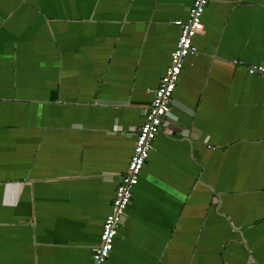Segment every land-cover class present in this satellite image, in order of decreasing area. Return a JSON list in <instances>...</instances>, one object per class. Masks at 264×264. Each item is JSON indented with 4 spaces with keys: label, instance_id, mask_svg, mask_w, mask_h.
Returning <instances> with one entry per match:
<instances>
[{
    "label": "crops",
    "instance_id": "crops-1",
    "mask_svg": "<svg viewBox=\"0 0 264 264\" xmlns=\"http://www.w3.org/2000/svg\"><path fill=\"white\" fill-rule=\"evenodd\" d=\"M193 0H0V264H93ZM106 264H264V0H210Z\"/></svg>",
    "mask_w": 264,
    "mask_h": 264
},
{
    "label": "built area",
    "instance_id": "built-area-1",
    "mask_svg": "<svg viewBox=\"0 0 264 264\" xmlns=\"http://www.w3.org/2000/svg\"><path fill=\"white\" fill-rule=\"evenodd\" d=\"M209 2L210 0H193L187 20L175 21V24L180 28V34L176 47L171 54V63L146 109L144 122L137 133L128 169L117 179L112 210L103 223L100 243L94 248L93 264H106L114 248V241L122 225L126 210L131 203L133 190L149 158L153 142L161 133L164 119L182 72L184 60L187 56L197 52L193 45V39L196 35L204 33L202 17ZM247 70L250 74L264 75V65H250Z\"/></svg>",
    "mask_w": 264,
    "mask_h": 264
}]
</instances>
